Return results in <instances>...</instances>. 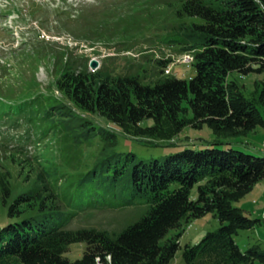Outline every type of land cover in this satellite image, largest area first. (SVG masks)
Segmentation results:
<instances>
[{
    "label": "trees",
    "instance_id": "trees-1",
    "mask_svg": "<svg viewBox=\"0 0 264 264\" xmlns=\"http://www.w3.org/2000/svg\"><path fill=\"white\" fill-rule=\"evenodd\" d=\"M121 6L120 11L101 13L95 35L124 45L147 38L153 46H178L193 53L196 74L189 79L159 76L145 83L137 72L113 75L104 66L90 71L72 58L56 84L79 113L51 95L37 96L13 111L42 110L36 115L48 123L45 134L53 130V121L64 132L63 141L71 143L64 152L72 154L71 161L80 156L82 162L66 161L61 170H51L40 158L37 167L13 156L38 172L31 188L8 207L14 221L0 227V264H169L181 248L183 221L207 214L222 225L184 246L186 264L264 263L260 245L243 250L235 239L262 219L234 205L264 179V155L230 144L221 148L217 142L204 149L185 148L164 160L137 159L134 152L113 150L117 133L89 116L105 118L129 135L150 138L151 144L173 139L186 126H208L219 137H246L264 128V81L255 82L253 96L247 97L238 81L229 79L233 71L264 72V0H146L141 5L127 0ZM168 61L159 59L157 64ZM72 117L80 120L79 126H70ZM146 119L152 124L143 125ZM95 140L100 149L89 164L86 145ZM10 173L0 170L5 205L12 193ZM195 185L198 196L193 199ZM140 203L146 204L145 213L121 227L73 225L84 210ZM172 229L179 230L162 242ZM74 243L86 247L81 258L70 260L65 253Z\"/></svg>",
    "mask_w": 264,
    "mask_h": 264
},
{
    "label": "rangeland",
    "instance_id": "rangeland-1",
    "mask_svg": "<svg viewBox=\"0 0 264 264\" xmlns=\"http://www.w3.org/2000/svg\"><path fill=\"white\" fill-rule=\"evenodd\" d=\"M145 1L138 0V4L141 5ZM126 2L127 0H0V170H9L12 182L8 204L5 205L0 197V227L14 221V218L8 215L10 203L17 195L30 189L36 180L38 171L34 165H38L37 158H40L41 164L49 165L51 170H61L66 161L73 165L82 162L80 156L71 161L69 156L72 154L64 152L62 148L71 143L63 141L64 132L53 127V121H50V128L53 130H47L48 134H45L48 123L42 121V114L39 115L40 119L36 115V112L42 113V110H34L33 114L27 111L20 113V110L19 113L13 112L26 101L37 96L50 95L55 96L60 104L63 102L74 108L75 105L68 98L65 99L64 93L56 84L65 62H71L74 58L76 65L79 64L83 68L86 65L90 71L99 70L104 66L103 68L111 71L113 75L137 72L145 83H152L159 76L174 75L189 79L196 74L193 53L182 51L178 46H153L147 38L124 45L125 42L107 41L106 38L95 35L94 28L99 23L101 13L108 8L120 11L124 8L121 5H126ZM128 46L130 48H127ZM188 56L191 58L188 59ZM159 59L169 61L165 65H158ZM94 60L97 61L96 67H92ZM229 79L237 80L244 94L251 97L256 88L255 82L264 81V72L242 74L233 71L229 74ZM35 106H38L37 102ZM261 111L264 115V107ZM80 114L88 115L82 111ZM89 116L101 126L117 133L118 143L113 150L134 152L137 159L164 160L167 155L185 148L204 149L217 142H222L217 144L221 148L230 144L237 149L264 155L261 149L264 140L263 127H258L246 137H219L208 126L202 129L186 126L173 139H156L154 144H151L147 142L150 138L129 135L105 118ZM152 122L151 119H146L143 125ZM79 125L80 120L72 117L70 126ZM98 142L95 140L93 145H86L85 159L89 164L94 162V155L100 149ZM14 155L19 159H28L34 165L30 168L24 167L19 161L12 159ZM197 196L195 185L191 197L195 199ZM234 205L244 208L250 217L262 219L261 224H257L253 229L241 230L235 236L240 247L246 250L253 245H260L264 249V179L244 198L235 201ZM145 211L144 203L116 210H84L74 220L73 225L93 224L98 227L117 228L132 223ZM221 225V221L213 214L183 221L181 248L169 264H186L183 258L184 246L197 243L207 232L214 231ZM178 230L169 231L162 242ZM85 247V243H74L65 256L70 260L81 258ZM253 264L264 263L255 261Z\"/></svg>",
    "mask_w": 264,
    "mask_h": 264
},
{
    "label": "water",
    "instance_id": "water-1",
    "mask_svg": "<svg viewBox=\"0 0 264 264\" xmlns=\"http://www.w3.org/2000/svg\"><path fill=\"white\" fill-rule=\"evenodd\" d=\"M96 66H97V61L94 60V61L92 62V67H96Z\"/></svg>",
    "mask_w": 264,
    "mask_h": 264
},
{
    "label": "built area",
    "instance_id": "built-area-1",
    "mask_svg": "<svg viewBox=\"0 0 264 264\" xmlns=\"http://www.w3.org/2000/svg\"><path fill=\"white\" fill-rule=\"evenodd\" d=\"M262 151H264V140H263V143H262Z\"/></svg>",
    "mask_w": 264,
    "mask_h": 264
},
{
    "label": "bare ground",
    "instance_id": "bare-ground-1",
    "mask_svg": "<svg viewBox=\"0 0 264 264\" xmlns=\"http://www.w3.org/2000/svg\"><path fill=\"white\" fill-rule=\"evenodd\" d=\"M264 152V151H263Z\"/></svg>",
    "mask_w": 264,
    "mask_h": 264
}]
</instances>
